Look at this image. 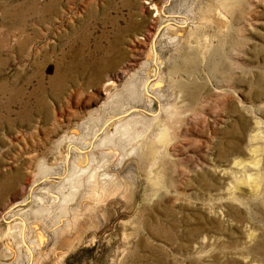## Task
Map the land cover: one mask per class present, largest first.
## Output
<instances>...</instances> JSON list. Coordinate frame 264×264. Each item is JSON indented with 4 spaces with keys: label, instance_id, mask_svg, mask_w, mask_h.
<instances>
[{
    "label": "rangeland",
    "instance_id": "rangeland-1",
    "mask_svg": "<svg viewBox=\"0 0 264 264\" xmlns=\"http://www.w3.org/2000/svg\"><path fill=\"white\" fill-rule=\"evenodd\" d=\"M0 264H264V0H0Z\"/></svg>",
    "mask_w": 264,
    "mask_h": 264
}]
</instances>
